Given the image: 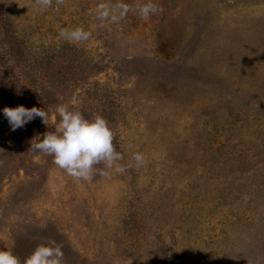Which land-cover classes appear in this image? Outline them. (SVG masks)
Wrapping results in <instances>:
<instances>
[{"label":"rangeland","instance_id":"374dc122","mask_svg":"<svg viewBox=\"0 0 264 264\" xmlns=\"http://www.w3.org/2000/svg\"><path fill=\"white\" fill-rule=\"evenodd\" d=\"M153 2L144 19L147 0H0V110L49 112L12 131L0 111V250L264 264V0ZM61 105L101 114L127 170L80 180L33 151Z\"/></svg>","mask_w":264,"mask_h":264},{"label":"clouds","instance_id":"9594fccd","mask_svg":"<svg viewBox=\"0 0 264 264\" xmlns=\"http://www.w3.org/2000/svg\"><path fill=\"white\" fill-rule=\"evenodd\" d=\"M41 11L51 6L52 0H37ZM153 0H147L139 8L142 18L158 11ZM60 36L71 41L88 39V33L82 29H61ZM74 103V102H73ZM12 131L25 127L36 118L49 126V112L43 108H27L23 105L5 107L2 110ZM59 122L54 131L36 137L32 144L33 151L45 153L53 158V162L69 176L80 180H88L95 174H107L105 169H113L117 173L127 170L120 162L123 154L114 146V134L109 122L101 115L86 118L84 114L70 106L61 105L56 109ZM135 167L145 164L143 153L136 151L131 155ZM103 165V168L98 166ZM131 166V165H130ZM61 246L49 243L38 244L23 260L9 250H0V264H62Z\"/></svg>","mask_w":264,"mask_h":264}]
</instances>
